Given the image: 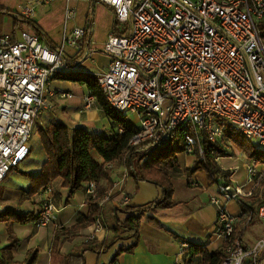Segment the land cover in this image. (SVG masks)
I'll use <instances>...</instances> for the list:
<instances>
[{
    "label": "built area",
    "instance_id": "built-area-1",
    "mask_svg": "<svg viewBox=\"0 0 264 264\" xmlns=\"http://www.w3.org/2000/svg\"><path fill=\"white\" fill-rule=\"evenodd\" d=\"M63 1L100 2L114 13L120 34H110L101 46L110 63L97 84L112 109L139 122L128 119L137 129L130 147L168 145L177 139L183 153L193 155L196 142V157L203 162L202 143L217 144L231 128L257 140L264 151V0ZM39 3L30 0L21 8L23 16L32 19ZM74 18L75 11L66 10L64 24ZM89 29L73 28L58 48L30 32L18 39L0 36V184L30 154L36 122L54 94L51 82L66 68L65 48L81 50ZM95 104L94 94L87 91L83 110ZM246 172L250 188L231 175H218L217 193L210 198L225 254L220 264H264V235L250 247L243 240L249 226L264 225V163L253 162ZM87 193L96 196L94 183ZM252 198L257 200L254 212L242 209L239 217L231 213V204L242 206ZM121 202L128 205L130 195L123 193ZM57 211L44 202L33 220L35 228L49 225ZM104 232L97 219L88 241ZM190 248L189 242L181 243V262Z\"/></svg>",
    "mask_w": 264,
    "mask_h": 264
},
{
    "label": "crops",
    "instance_id": "crops-1",
    "mask_svg": "<svg viewBox=\"0 0 264 264\" xmlns=\"http://www.w3.org/2000/svg\"><path fill=\"white\" fill-rule=\"evenodd\" d=\"M29 1L14 0L11 6L12 9L0 6V8L14 14H9L13 21L8 30L4 28L3 21L0 20V36L13 34L18 39L23 32L36 34V31L40 29V37L49 47H60L63 41V34L61 33L62 20L65 21V15L63 14L58 19L56 27L48 28L50 23L46 17H49L50 12L42 15L39 8L45 7L48 3L41 0V3L35 5L32 19L28 20L21 13V8ZM93 2L95 1L88 2V4ZM103 7L112 17L105 39L103 41L99 40V42L93 40L94 14L93 10L88 9L84 26L77 25L74 28L89 27L90 33L83 42L81 50L73 47L65 48V74L79 72L83 75L95 74L98 77L107 69L110 59L101 52V46L108 36L113 34L116 20L113 11L106 5ZM19 23L24 26L21 31L18 30ZM54 30L56 32L51 35L50 33ZM88 51L90 55L93 52L95 54L100 53L102 58L104 57L95 72L93 71V64L96 61L92 58L94 63L92 61L87 62L86 53ZM86 62L89 67H84ZM51 90L54 94L50 97L51 104L48 111L52 117L47 118L45 126L62 122L70 129L82 127L91 133L112 134L114 126L110 124L103 110L96 105L89 110H83L86 86L57 77L51 82ZM61 93H68L70 97L62 98ZM59 99H64L62 100L63 104L58 102ZM55 102L60 104H55ZM218 146L220 147L219 141ZM220 150L223 151L221 147ZM214 157L216 165L221 171L218 173L219 176L231 175L237 184H246L247 188L252 186L248 183L249 176L247 172H241L243 179H238L236 172L220 165V161L223 157H226L225 154L215 155ZM96 159L98 162H102L100 158L97 157ZM176 159L177 170L170 173L174 188L173 206L170 208H151L150 211L140 216L139 233L136 237L116 240L108 247L106 245L98 250H90L86 246L94 224L82 227L90 211V200L98 197L96 186V196L94 197H90L87 193L90 183L83 190L70 195L69 190L63 187V180L58 178L45 188H41L36 194L29 196L28 191L32 186V181L28 175H25V178L29 181L25 187L17 188L24 198L21 197L17 201L5 199V201L0 202V216L2 217L0 220V255L10 261V264H28V260L32 258V264H69L67 258H70L71 264H113L115 261L120 262V264H202L201 256H195L192 261L187 257L181 262L179 259L180 245L182 242H189L192 246L201 247L210 254L222 250L223 244L220 240H217L216 210L210 204L211 196L217 193L219 177L217 175L212 178L202 169L196 171L195 168L191 169L190 165L196 160L195 154L187 155L181 152L177 154ZM45 160L44 154L42 164ZM254 162L264 163L257 160ZM42 164L37 172L29 175L36 177ZM251 164L252 162L248 161L243 165L245 171L246 167ZM184 167L188 168L187 172H185L186 168ZM189 170L193 172H189ZM100 184L106 190V194L99 200L102 215L98 220L105 228V232L98 235L96 245L103 242L108 244L113 241L112 229L115 228L118 220L123 221L126 218V215L121 212L123 208L127 206L131 208L147 207L151 203L160 201L163 196L161 188L148 182L137 181L125 172V169L113 170L111 183L108 184L102 181ZM16 190L0 188V195L3 192H14ZM123 193L130 195L128 205H123L121 202ZM204 193L208 194L209 206L200 202V196ZM107 196L111 199L102 204V199ZM46 201L54 204L58 211L54 213L52 222L49 225L39 229L35 228L31 219L36 217ZM256 202L257 200L252 198L246 204H243L255 208ZM116 209L120 211L117 214L115 213ZM242 209L243 207L239 204L230 205L231 213L238 217ZM8 212H13L23 218L18 219L8 214ZM57 233H59L57 248L53 250ZM263 235L264 225L255 223L244 231L243 240L250 247Z\"/></svg>",
    "mask_w": 264,
    "mask_h": 264
},
{
    "label": "trees",
    "instance_id": "trees-1",
    "mask_svg": "<svg viewBox=\"0 0 264 264\" xmlns=\"http://www.w3.org/2000/svg\"><path fill=\"white\" fill-rule=\"evenodd\" d=\"M12 14L0 8V15ZM1 17V16H0ZM40 29L36 31V35L40 36ZM114 34H120L117 29V22L113 27ZM58 77L65 80L77 82L92 90L96 98V106L105 112L106 118L114 126L112 134H97L91 133L85 128L75 127L70 129L62 122L50 124L43 128L39 134L41 148L45 154L46 160L42 164L41 170L36 177L28 175L32 181V186L28 191V195L36 194L41 188H45L56 179L63 180V187L69 190L72 195L81 191L89 183H94L98 190V197L90 200V211L82 227L94 224L102 215V208L99 205V200L106 194V190L101 186V182L111 183L114 166L123 164L127 173L134 177L137 181H144L156 185L163 191V196L160 201L151 203L147 207H125L121 211L126 215L123 221L118 220L115 228L112 229L114 239L110 243L106 242L96 245V240L88 241L86 246L90 250H98L107 247L116 240L129 239L136 237L139 233L140 216L143 213L150 211L151 208H170L173 206L172 197L174 188L171 179V172L177 170V159L175 155L184 152V149L178 147L172 158L169 157L168 151L172 144L150 145L145 144L142 148H132L129 146V141L136 133V126L126 119L124 116L112 109L106 102L101 89L97 85V76L95 74L83 75L82 73H70ZM97 88V89H95ZM224 136L231 140L236 146L242 148L250 158L256 157L257 161H263V154L257 155L251 147H245L241 143L240 134L226 128ZM244 138V137H243ZM241 141V142H240ZM204 149V161L200 162L196 157L195 163L198 165L196 170H205L212 178L216 177L221 171L216 165L215 157L211 156V151L215 155H223L217 144H210L207 140L202 143ZM195 155L199 152V146L195 142ZM100 158L102 162H98L96 158ZM112 164V168L108 165ZM111 199V198H110ZM109 199V200H110ZM243 210L248 209L254 212V208H248L242 204ZM259 207V204H257ZM119 210H115L117 214ZM5 213V212H4ZM8 214L22 219L20 215L8 212ZM2 217L0 216V220ZM34 218L31 219L33 221ZM22 221V220H21ZM57 233L53 243V250L57 248ZM130 251V250H128ZM190 261L195 256L202 257V264H220L225 257L221 251H216L212 254L208 253L201 247L191 248L187 253ZM33 258L28 260V264H32ZM70 263V258H67ZM4 256L0 255V264H10Z\"/></svg>",
    "mask_w": 264,
    "mask_h": 264
},
{
    "label": "rangeland",
    "instance_id": "rangeland-1",
    "mask_svg": "<svg viewBox=\"0 0 264 264\" xmlns=\"http://www.w3.org/2000/svg\"><path fill=\"white\" fill-rule=\"evenodd\" d=\"M13 1L14 0H0V6L8 7V9H12L11 6L13 5L12 4ZM103 6L104 5L100 2H93L91 4H88L86 2L72 1L69 4H67L63 0H51L50 2H48V5H46L45 7H39V8H40V13L42 15L43 14L45 15L50 12L48 15L49 17H46L47 21L50 23V26L48 28H53L54 26L56 27L58 19L61 18L63 14L65 15L66 10L72 9L75 11L76 18L74 20L66 23V25L64 24V20H62L63 27L61 28V33L63 35H66L67 33H69L77 25H79L80 27L84 26V19H85L87 10L88 9L93 10L94 23H93L92 36L95 42H99V40L103 41L105 39L108 33V30H109V27H110L111 20H112L110 13L108 11H105L103 9L104 8ZM0 16H1L0 20L3 21L4 28L8 30L9 27L12 25L13 20L11 19L9 14L0 15ZM23 27L24 26L22 25V23H19L18 30L21 31ZM55 30L54 32H51L50 34L53 35V33L56 32ZM90 58H94L96 61V63L93 64L94 65L93 71L95 72L97 71V67L99 66V63L101 62V59H103L104 57L102 58L100 53L95 54L92 52L90 55ZM90 58L87 59V62L89 63H90ZM87 62L86 64H84V67L85 66L89 67ZM64 74H65V71L62 73V75ZM96 87L98 88L99 86H96ZM87 90L89 91V89ZM87 90H86V93H87ZM90 91L92 92V90ZM62 100L59 99L58 102L63 104ZM60 103L55 102V104H60ZM50 104H51V101L49 99L48 110L50 108ZM48 110L45 113L47 115L44 114L45 117H43L42 119L41 118L38 119L36 122L34 131L32 134V139L30 142L31 151H30L29 156L17 168L13 169L9 173L8 177L0 184L1 189H5V190L15 189L16 190L19 187H25V185L27 184L29 180L25 178L24 173L34 174L35 172L38 171L40 165L44 161V153L40 145L39 134L41 130L46 127L45 123L47 122V118L52 117V115L50 114ZM126 117L133 122L139 123L138 121H136L135 116L127 114ZM240 137L242 141L240 142L243 144V146L251 147L250 149L256 152L257 155H260V156L262 155L263 150L259 147L257 140H248V139L243 138L241 135ZM219 144H220V147L223 149L224 154L226 156V157H223V159L220 161V165L223 168H227L228 170H231L232 172H236L235 174L238 179L240 178L243 179V175L240 174L241 172H246L243 165L247 163L248 161L253 163L254 161L257 160L256 157L250 158L248 154L242 148H240L239 146H236L234 143L231 144V140H229L225 136L219 139ZM181 145L182 144L177 139L174 140L170 150L168 151V155L170 158L173 157V155L175 154V150L178 147H181ZM175 157H177V155H175ZM263 161H264V156H263ZM196 167H198V165H196L195 161H193L192 164L190 165V168L191 169L195 168L194 170L196 171ZM121 169H125L123 164H118L113 168L114 171L121 170ZM187 171H188V168H186L185 172ZM125 172L127 171L125 170ZM189 172H193V171L189 170ZM19 191L20 190L17 189L14 192L13 191L6 192V193L3 192V194L0 195V202L5 201V199L10 200V201L12 200L17 201L18 199L23 197L21 195L22 193L20 194ZM200 202L209 206L207 193H204L200 196Z\"/></svg>",
    "mask_w": 264,
    "mask_h": 264
}]
</instances>
